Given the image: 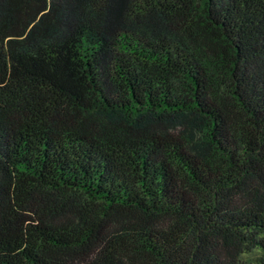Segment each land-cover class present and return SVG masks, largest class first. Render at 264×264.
Masks as SVG:
<instances>
[{
	"label": "trees",
	"instance_id": "obj_1",
	"mask_svg": "<svg viewBox=\"0 0 264 264\" xmlns=\"http://www.w3.org/2000/svg\"><path fill=\"white\" fill-rule=\"evenodd\" d=\"M0 264H264V0H0Z\"/></svg>",
	"mask_w": 264,
	"mask_h": 264
},
{
	"label": "rangeland",
	"instance_id": "obj_2",
	"mask_svg": "<svg viewBox=\"0 0 264 264\" xmlns=\"http://www.w3.org/2000/svg\"><path fill=\"white\" fill-rule=\"evenodd\" d=\"M256 259L261 257V254H255L254 256Z\"/></svg>",
	"mask_w": 264,
	"mask_h": 264
}]
</instances>
